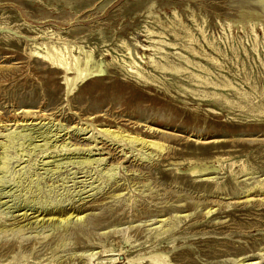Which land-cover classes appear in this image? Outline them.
Returning <instances> with one entry per match:
<instances>
[{
  "label": "rangeland",
  "instance_id": "obj_1",
  "mask_svg": "<svg viewBox=\"0 0 264 264\" xmlns=\"http://www.w3.org/2000/svg\"><path fill=\"white\" fill-rule=\"evenodd\" d=\"M46 54L105 72L68 94ZM21 109L53 120L0 124V264H264V0H0V118ZM60 210L86 217L17 218Z\"/></svg>",
  "mask_w": 264,
  "mask_h": 264
},
{
  "label": "bare ground",
  "instance_id": "obj_2",
  "mask_svg": "<svg viewBox=\"0 0 264 264\" xmlns=\"http://www.w3.org/2000/svg\"><path fill=\"white\" fill-rule=\"evenodd\" d=\"M59 53L57 52V54H59ZM60 56H61V54H60ZM37 57H40L41 58V56H37ZM42 58L46 59L45 61L51 62V64L55 68H57V70L63 71L64 76H65V79L64 80H65V83H66V86H67V93L68 94H71L75 89H77V87H79V85H81V84H83V83H85V82H87V81H89V80H91L93 78H97V77L103 76L104 75V72H105V70L103 68H93V69H87V70H82L81 68H77L76 73H75L76 75L73 78H69L68 75H69V72H70L71 68L67 65L66 61L63 58L55 57V56H52L51 54H46ZM95 65H96V67H98L97 66L98 64H95ZM131 72H132V70H131ZM137 73H138V71H137ZM50 120H53L52 117H50L47 113L42 112L41 110L40 111H33L31 109H21L20 111H18L16 114H14L13 116H11L9 119H7L5 121H3L2 118H0V124H2L3 125L2 127H5V128H7L9 126H12V127L16 126L17 129L18 128L20 129V128H23V127L25 128L26 126H29V125H32V124L34 125V122H39L40 121L39 124H41L42 122H46V121H50ZM4 122H6V123H4ZM74 128H78V127H74ZM77 130L79 132L80 131L81 132L86 131V130H84L82 128H80V129L78 128ZM84 133H86V132H84ZM99 134H101L103 136H107L108 138H117V137H120L121 138V136H122V139H124L123 137L130 138L129 140L132 143H134V144L140 143L139 145L147 146V148H149V147H151V149L152 148L153 149H158L159 148V151L160 150L162 151V146L159 143H157L155 141H148L147 139L141 138L139 135H137V136H131V135L123 136L122 135V132H120V131L119 132H115V131H111L110 129H106V128L100 130L99 131ZM81 135H84V134H81ZM126 141H124V142H126ZM90 152L92 153V151H90ZM95 161H97V163L98 162H103L104 159H96ZM90 162H92V161H90ZM216 170H217V168L215 166H207L206 165L204 167H202V166L201 167H195V168L192 167V168L189 169V174L192 175V176H194V177H203V176H208L210 174H214L216 172ZM217 171L219 172V170H217ZM117 196H120V195H117ZM27 213L28 212L21 213L19 216L17 215L18 217L17 216L16 217L18 219L20 218V221L23 222V223L24 222H27V221L34 220L35 222H31V223H37V222L44 223L45 222L46 224L49 223V225H50V223L51 224L52 223L64 224V223L70 222L71 220H74V219H77L78 221H81V220H83L86 217V216L79 217L80 215L79 216L78 215L75 216L74 215V212L68 214L67 212L65 213V210H60L58 212L60 215L59 216L57 215V217L55 215L56 213L55 214L54 213L53 214H48V215H43V214L42 215H36V216L33 215L34 217H31V215H29ZM211 213H212L211 210H209L207 212L208 215L211 214ZM21 222L17 221L16 223L22 224ZM164 222H165V220H160V221L156 222V224H158V223H164ZM17 227H18V230L19 231H21V229L23 230V228H24V226H20V225L17 226ZM156 230H157V228H156ZM188 257H189V253L188 252L179 253V255H177L178 260H182V261L188 259ZM262 259H264V258L262 257ZM147 261L149 262V264H167L166 258H164L161 254L152 255L150 258L147 259ZM240 262L242 264H244V262H247V261L245 259H243ZM255 264H257V263H255Z\"/></svg>",
  "mask_w": 264,
  "mask_h": 264
}]
</instances>
